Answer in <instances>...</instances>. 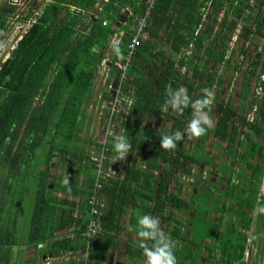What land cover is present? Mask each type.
<instances>
[{
	"label": "trees",
	"instance_id": "1",
	"mask_svg": "<svg viewBox=\"0 0 264 264\" xmlns=\"http://www.w3.org/2000/svg\"><path fill=\"white\" fill-rule=\"evenodd\" d=\"M148 1L107 0L103 3L99 0H52L0 65V162L10 166L19 160V164L26 167L20 174L24 180L29 168L36 176L41 175L35 189L26 241L46 243V251L54 257L68 253L77 255L80 251L85 254L90 239L95 248L88 254L92 256L91 259L103 261L106 249L114 244L110 236L117 219L116 211L127 196L119 202L115 200L125 190L132 192L131 178L122 181L111 179V185L109 179L103 185L101 194L106 201L101 218L103 231L96 237L88 238L85 233L90 222L89 198L95 186L96 170L89 153H81L80 160H75L77 153L71 154V158L68 156L71 145L78 143L83 128L84 106L93 97L94 80L111 44V35L119 29L126 32L117 46L121 55L117 56L114 50L113 57L107 62L118 83L119 66L123 63L133 33L129 26L136 24V17L146 14ZM71 6L80 8L83 13L70 11ZM128 9L131 13L127 25L119 26ZM15 10V4L0 2V40L5 35L9 15ZM24 19L28 20L29 17ZM241 22L244 24L241 25ZM146 33L147 39L143 38L137 47L123 82L125 94L134 98L126 116L125 134L133 145L137 144L142 134L140 146H146L151 136L157 146L155 160L162 159L170 167L192 174L190 163L202 165L205 160L197 159L192 151L185 150V130L196 106L199 113H217L215 124L211 127L202 125L206 131L195 135V145L197 149L209 152L207 149L213 145L209 143L213 136L220 140L218 143L224 149L223 154L232 155L235 160L239 156L240 160L247 162L251 170V175H247L251 184L249 191L241 188L237 193L229 185L225 194L226 198L232 199L229 208L237 205L243 213H236L240 218L234 221L235 225L250 230L254 213L258 212L253 236V240L257 241L261 233L264 234V212L259 211V207L264 206V196L260 198L261 201L258 196V182L264 176L263 52L248 56L251 62L243 70L238 110H235L237 106L231 100H225L222 92H216L217 110L211 108L209 103L200 109L198 101L205 98L211 100L208 93L212 84L224 86L225 76L218 73V66L226 61L228 54L231 58L239 52L247 56L249 49L246 44L255 36L264 38V0H155L148 16ZM235 36L238 46L231 47ZM159 43H165L166 49H159ZM227 63L229 68H235L232 60H227ZM231 82L232 79L229 85ZM258 87L259 90L263 89L261 93L257 91ZM245 108L246 111H253L252 119L245 116ZM149 114L155 117L157 123L166 121L169 127L165 123L162 133L147 129L143 134V123L149 121ZM177 130L183 136L175 142L176 147L162 148L160 141L163 136ZM244 131L248 137L245 142L241 140ZM252 134L256 137H252ZM18 143L19 151L16 152ZM223 143L225 145H221ZM242 143L245 149L239 155L237 150ZM55 153L61 154L63 169L81 166L84 160L81 168L86 171V187L79 190L74 186L69 190L64 183L57 185V188L55 185L53 189L48 186L51 172L47 168ZM39 154L42 159L36 161ZM41 164L46 168L41 170ZM230 167L233 173V167ZM170 178L168 169L159 181L160 200L155 206L164 210L171 201L169 218L174 219L176 208L178 211L182 209L188 216L187 219L179 217L181 222H176L178 227L165 232L175 242L177 264H201V259L212 260L213 264H244L247 234L243 235L241 231L236 233L230 225L226 232L217 230L210 218H205L207 224L203 227L193 222L195 214L192 215L189 207L183 208L185 199L181 198L184 192L182 186L177 194L165 196V187L169 185ZM54 189L71 194L72 199L53 194ZM205 193L208 199L209 190H205ZM77 196L81 201H77ZM149 197L153 199L154 196ZM24 200V197H19V208H22ZM219 202L222 204V214L229 212L225 199ZM201 208L208 210L206 203ZM182 220L187 233L181 231ZM15 222L17 218L14 217L13 223L6 224L8 242L14 236ZM72 228H76L75 237L63 235ZM101 261L92 263L89 260V264H102Z\"/></svg>",
	"mask_w": 264,
	"mask_h": 264
},
{
	"label": "crops",
	"instance_id": "2",
	"mask_svg": "<svg viewBox=\"0 0 264 264\" xmlns=\"http://www.w3.org/2000/svg\"><path fill=\"white\" fill-rule=\"evenodd\" d=\"M99 1H102L103 3L107 2V0ZM99 8L101 7L99 6ZM129 11L130 10L128 9V11H126L125 13H128V16L131 13H129ZM128 16L123 20L122 23L119 24V26L121 24H125V26L127 25ZM129 28L134 33L135 25H130ZM117 29L119 28L117 27ZM119 30L123 31L124 34L126 33L124 29ZM147 36L148 35L146 33L144 38L147 39ZM166 46L167 45L165 43H159L158 45L159 49L164 50L166 49ZM114 50L115 48L110 45L105 53V57L111 59L113 57ZM180 55H182V53ZM184 70H186V68H184ZM117 84L118 83H116L115 81V74L113 73L111 67L107 64H100L97 76L94 80L93 97L90 102L88 104H85L84 106L85 113L83 116V128L81 130L80 137L77 139L78 143L71 145V152L68 156L69 158L72 157L71 154L77 153V158L75 160H80V157H82L81 153L83 152L89 153L91 157L93 154H96L100 151V145L105 133V115L101 105L105 102L108 103V101H110L112 95L114 94V90H109V85H115L116 87ZM132 92L133 91H131V93ZM148 116L149 121H145L143 123V134L144 130L147 129L155 130L158 132V134L162 133L163 125L165 123L167 124V122L164 121L161 123H157L153 115L149 114ZM127 119L128 117L126 116L119 117V123L120 126H122V129H119V132L117 134V136L126 137L129 144L127 153L122 158L118 156V153L114 149V141L117 137L116 136L112 139V150L110 153L109 164L116 171V175L111 179L118 178L119 181H122L124 178H127L128 180V178L130 177L132 180L130 185L133 190L132 192H130L129 190H125L122 193L123 196L121 195L115 200L116 202H119L121 198L127 196L124 202L119 205L120 208H118V210L116 211L118 212L117 219L115 226L112 229L113 234L112 236H110L112 238L111 242H114V244L106 249L105 259L101 261L97 258L96 253L95 256L97 259H91L92 256L90 257V254H82V251H80L77 255L68 253L63 254V256L61 255L58 257H54L51 252L46 251V243H37V246L35 245L34 249V257L36 259H34L33 264H89V260L92 261V263L101 261L102 264H146V256L144 255V250L139 243L142 238L138 237L137 235L138 218L144 214L158 217L161 221L160 227L164 232H167V229L169 228H172L170 231H173L174 227H178V224L171 218H169L168 215L172 208L171 201L166 204V208H164V210L160 208L157 209L155 205L158 199L160 200L159 181L161 180L164 171L167 172L169 169L171 175L169 185L165 187V196H169L172 193L177 194V191L179 190L178 188L180 186H182V190L186 192L187 182L183 180V174L187 173H184L182 170L170 167L169 163L165 162L162 159L155 160L157 146L156 144H154V140H152L151 136H149V140H147L146 146H140L142 134L139 136L137 144L133 145L130 138L124 132L125 125H127ZM167 126L169 127V124H167ZM188 130H190L189 127H187V129L185 130L184 146L187 152H193V149H195L194 147H196L195 143L194 146L191 147V149L186 148L187 139L191 138L192 141V138L195 137V134L192 132L191 135H189ZM83 163L84 160L82 161L81 166L83 165ZM62 166L61 154L55 153L50 166L47 168L51 172V175L47 181L50 188L53 189L55 185L57 188V185L63 184L65 178L69 180V185H66L69 188L75 186L80 190L83 187H86L87 177L85 169H82L79 165L75 166V168L71 166L65 169H63ZM44 168L46 167L41 164L40 169L42 170ZM200 176L199 174L195 176L196 181L194 183L198 184L197 181H199ZM111 179L109 180L110 185L112 181ZM40 180L41 175L39 174L35 180L36 185L35 187L33 186L35 189ZM53 194L58 195L59 197H72L71 194H66V192L63 190L54 189ZM149 195H152V197L154 196L153 199L150 198ZM182 195L181 198L183 199ZM103 198L105 199V197ZM77 201H81L80 196H77ZM182 211V209L179 211L180 215L178 214V212L176 213L177 219L182 215ZM205 216H207V213H205ZM75 234L76 228H72L71 231L63 235L75 237ZM205 241L209 240L205 239ZM146 244L150 246L151 241H146ZM218 255L219 254H217V256ZM83 256L85 257V259H82ZM87 257L88 259H86ZM201 261V264H213V261L209 259H201ZM22 262L23 260L21 259H9V262L7 264H23Z\"/></svg>",
	"mask_w": 264,
	"mask_h": 264
},
{
	"label": "rangeland",
	"instance_id": "3",
	"mask_svg": "<svg viewBox=\"0 0 264 264\" xmlns=\"http://www.w3.org/2000/svg\"><path fill=\"white\" fill-rule=\"evenodd\" d=\"M11 0H0L1 3L5 2H10ZM52 0H21L19 3H17L16 10L9 15V21L8 25L6 28L5 35L3 38L0 40V65L3 63V61L8 57L10 51L14 48L16 43L19 41V39L22 37V35L28 30L32 22L35 21V19L38 17V15L42 12V10L51 2ZM29 17L28 20H25V17ZM244 23L241 22V25ZM238 46L237 42V36L233 38V41L231 43V47ZM246 46L249 49V52L247 55H254L257 53L263 52L264 55V38L260 36H255L253 37L247 44ZM234 60L239 62V66L237 67V71H234V69H229L227 71V64L226 62L220 64L218 66V73L220 75L225 73L226 80H228L230 77H232V83H231V92L228 90H224V86H220L218 83H214L211 86V89L214 87L215 92H211V100L209 102V106L213 109L217 110V106L215 105V100L214 96L216 95V92H222V94L225 96V100L229 99L234 101L235 103H238L240 98V90L242 91L241 88V83L243 79V68H246L249 64L251 59L241 53H236L234 55ZM228 76V77H227ZM225 80V81H226ZM261 81V79H260ZM227 83V82H226ZM257 91L261 93L263 89L259 90V87L257 88ZM249 104V101L248 103ZM204 113L207 114V117L209 120H211L212 125L215 124L216 122V116L217 113L212 114L210 111H205ZM245 116L247 119H252L253 117V111L247 110L245 113ZM200 118V113L198 112V106H196V109L194 110V113L192 114V117L190 118V122L194 119H199ZM246 127H243L242 129H245ZM189 135H191V130H188ZM252 137H256L255 135L252 134ZM212 139L209 141L212 146L209 145L207 151L209 152H204L205 149H193L192 154L197 158H203L205 161L202 165L199 164H191L192 167V172L193 174H183V180L187 182L186 184V192L188 196H185L184 199L185 201L189 202L191 200V195L195 192V188L198 187V184L200 186L199 188V193H201V198H204L203 192L205 190H209L210 197L206 201V204H208V201L210 202V210L208 212H204L206 209L200 208L197 210V207H189V211H192L195 213V217L193 218V222L197 223L200 227L205 226L207 224L205 218H210V220L216 224L217 230H221L222 232H226L228 225L231 226V229L235 228L236 233H243V235L247 234L248 241H247V252H246V257L244 260V264H264V234L261 233V236L257 239V241L253 240V236L255 234V218L257 217V213L254 215V221L252 224V227L250 230L243 229V227H239L235 225L234 221L238 220L240 217L239 216H234L233 219H231L232 213L229 208V203L227 204V207L229 208L227 211H229L228 214H225L220 216V211L222 204L217 201L215 198L218 196L223 198V193L226 191V189L229 187V185H232V188L236 189V192L238 193V190H241V188L249 191L251 188V184L249 183V177L247 175H251V170L247 166V162L244 160H240V157L238 156L237 159L231 155L228 156L227 154H223V150L218 143L219 141L214 138L213 136L211 137ZM247 134L243 133L241 136V140L245 142L247 140ZM197 141V137L188 138L187 143H186V148H190L194 146V143ZM193 142V143H192ZM221 145H225L224 143ZM239 150H237L239 155L244 151L245 146L243 143L238 146ZM189 149V150H190ZM197 149V152H196ZM42 152V151H41ZM40 152V153H41ZM196 154V155H195ZM41 154L37 156L35 159L36 161H41ZM233 167V173L231 172V167ZM200 176L199 181H197L198 184L194 183L196 181V175ZM32 179V180H31ZM35 179L33 177L30 178L29 182L33 183ZM191 183V184H190ZM259 185V201H261L260 198L264 196V176L262 177L261 181L258 182ZM35 187V183L33 185ZM27 188L25 191L24 195V202L23 206L21 209L18 210L17 214V239L22 240L26 239L28 236L29 228H30V221H31V216L33 212V207H34V195H35V188L34 187ZM195 187V188H194ZM255 187V184L254 186ZM252 187V188H253ZM209 188V189H208ZM184 193V192H183ZM182 193V194H183ZM181 194V195H182ZM236 198L238 195L235 196ZM201 198H199L197 203H201ZM247 198V197H245ZM226 200V198H225ZM229 200V197H228ZM10 201V199H9ZM214 201H217V203H214ZM216 211V212H215ZM178 214L180 215L178 209H177ZM205 213H207V216H204ZM229 215V217H227ZM184 219H186L188 216L186 213L182 211V215L180 216ZM192 218V217H191ZM174 222H181V220L176 218V216L173 219ZM181 231L187 233V228L183 225V220L181 223ZM234 226V227H233ZM175 228V227H174ZM173 228V230H174ZM263 230V229H262ZM174 232H178L175 230ZM264 232V231H263ZM211 241V239H209ZM211 243V242H210ZM25 249V248H24ZM261 250V253H260ZM208 253V252H207ZM25 253L24 251L19 255V260H23L22 258L24 257ZM219 256V255H218ZM217 256V257H218ZM219 258V257H218Z\"/></svg>",
	"mask_w": 264,
	"mask_h": 264
},
{
	"label": "built area",
	"instance_id": "4",
	"mask_svg": "<svg viewBox=\"0 0 264 264\" xmlns=\"http://www.w3.org/2000/svg\"><path fill=\"white\" fill-rule=\"evenodd\" d=\"M20 1L21 0H11L10 2L16 5ZM148 3L149 6L146 14L142 17L135 18L136 24L134 33L132 34V38L127 44V52L124 55L123 63L119 66L120 81L116 86L117 88L115 87V85H109V90H114V94L112 95L108 103L105 102L101 105L105 115V133L100 145V151L91 156V161L96 170V181L93 188V193L89 198L90 222L85 233L88 238L96 237L103 231L101 218L103 215V209L106 207V201L103 198L101 192L103 189V185L109 179L113 178L116 175L115 169H113L109 163L112 139L117 136L119 129H122V126H120L119 123V117L129 115L130 109L134 103L133 96L125 94L123 90V82L127 77V71L137 51V47L141 45L142 39L145 37L146 27L148 24V16L150 15V10L154 5L155 0H149ZM70 11H78L83 13L80 8H77L75 6H71ZM124 35L125 34L123 31H116L111 35L110 45L116 48L120 44L121 39ZM109 60L110 59L108 57H105L102 63L106 65ZM262 80H264V74L262 75ZM94 248V243L89 239L88 245L85 249V253H90V251L94 250Z\"/></svg>",
	"mask_w": 264,
	"mask_h": 264
},
{
	"label": "flooded vegetation",
	"instance_id": "5",
	"mask_svg": "<svg viewBox=\"0 0 264 264\" xmlns=\"http://www.w3.org/2000/svg\"><path fill=\"white\" fill-rule=\"evenodd\" d=\"M230 56H231L230 54H228L226 56L225 62L228 66L227 60H229V61L232 60L233 63L235 64V65H233V66H235L234 71H237L236 69L239 66L238 65L239 62L234 60V56H233V58H231ZM247 56H249V55H247ZM227 68H228L227 69V71H228L230 68L229 67H227ZM245 69L246 68H243V70H245ZM224 76H225V73H224ZM231 79H232V77H230L228 80H226V77H225L226 81L224 82V88H223L224 90H228V89L231 90V84L229 85V81ZM242 82H243V79H242ZM241 84H242L241 88H243V83H241ZM231 91H229V92H231ZM211 92H215L214 87L211 89ZM241 94H242V91L240 90V94H239L240 100L238 103H235L234 101L231 100L234 103V105L237 106L235 108V110H238L240 107ZM215 96H214V100H215ZM245 113H246V108H245L244 114ZM19 145L20 144L18 143L16 146V150H15L16 152L19 151ZM25 168L26 167L24 165L22 166L19 164V160H16L15 163L13 165H10V166L4 165L2 161L0 162V236L2 237L1 242H0V264H7L9 262V259H19V255L23 251L25 253L24 257L22 258L23 264H33L34 259H36L34 257V253H35L34 249H35V245L37 243H29L26 241V239L18 240L16 237V235H17V223L16 222L14 223V228H13L14 236L11 238V240L9 242L6 241L7 240L6 239L7 238V236H6V234H7L6 224L7 223H13L14 217L17 218L18 210L21 209V207L20 208L18 207V205L20 203L19 197H24L26 189L31 188L34 185V183L36 185L35 181L33 183L29 182L31 177H33V179H35V180L37 178L36 173H32V169L29 171V169H30L29 168L26 171L27 175H28L26 180H24L22 178V176H20L21 172L25 171ZM198 182H200V181H198ZM199 188H200V186L198 184V187L195 188V192L190 196L191 200L189 202L184 200L183 208H185V207H191V208L197 207L196 209L199 210L203 206V204L206 203V201H207L206 193L203 192L202 194H204V198H201V193H199V191H200ZM185 196H188V194L186 192H184V194L182 195L183 199ZM199 198H201V203H197ZM225 198H226V194L224 192L223 193V199H225ZM9 199H10V201H9ZM215 199L217 201H219L221 199V197L218 196ZM217 201H214V203H217ZM225 203H226V206L228 203L230 206H232V199L229 198V200H228V197H227L225 200ZM207 207H208V210L207 211L204 210L205 212H208L210 210L211 205H210L209 201H208ZM230 211H232V215H230L232 220H234L233 215L236 216V213L237 214H243L241 212V209H238L237 205H235L234 208L230 209ZM228 213L229 212H224L223 215L228 214ZM256 213L258 214V212L256 211L254 213V215ZM194 214L195 213L192 212V215H194ZM219 214H220V216H222L221 211ZM194 217H195V215H194ZM227 217H229V215H227ZM241 217H243V216H241ZM182 219H184V218H182ZM255 219H258V217H256ZM255 232H256V227H255Z\"/></svg>",
	"mask_w": 264,
	"mask_h": 264
},
{
	"label": "clouds",
	"instance_id": "6",
	"mask_svg": "<svg viewBox=\"0 0 264 264\" xmlns=\"http://www.w3.org/2000/svg\"><path fill=\"white\" fill-rule=\"evenodd\" d=\"M117 56L121 55L120 49H115ZM211 96V93H208ZM210 100L208 98L198 101L200 109L206 106ZM175 104V101H174ZM212 126L211 120L208 119L207 114L200 111V118L192 120L188 127L192 133L196 136L203 134L206 129L202 125ZM182 132L177 130L171 135H165L160 141L161 147L165 149H171L176 147V141L182 139ZM129 148L126 137L117 136L114 141V149L118 153L119 157H124ZM63 183L69 185V180L64 179ZM70 190V188H69ZM260 212H264V206L259 207ZM160 219L148 214L141 215L138 218L137 235L142 238L139 243L144 250L146 256V264H177V257L174 252L175 242L172 238L165 234L160 227ZM146 241H151V245L148 246Z\"/></svg>",
	"mask_w": 264,
	"mask_h": 264
},
{
	"label": "water",
	"instance_id": "7",
	"mask_svg": "<svg viewBox=\"0 0 264 264\" xmlns=\"http://www.w3.org/2000/svg\"><path fill=\"white\" fill-rule=\"evenodd\" d=\"M127 16H128V13L124 15L123 19H121V21L119 22V24L122 23L123 20L127 18Z\"/></svg>",
	"mask_w": 264,
	"mask_h": 264
}]
</instances>
